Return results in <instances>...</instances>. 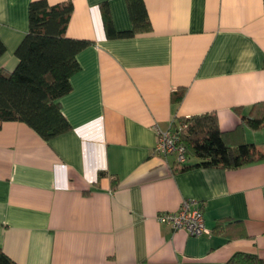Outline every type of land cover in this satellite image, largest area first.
Returning a JSON list of instances; mask_svg holds the SVG:
<instances>
[{
	"label": "crops",
	"instance_id": "crops-1",
	"mask_svg": "<svg viewBox=\"0 0 264 264\" xmlns=\"http://www.w3.org/2000/svg\"><path fill=\"white\" fill-rule=\"evenodd\" d=\"M33 0H0V69L12 71ZM71 1L66 36L87 39L71 90L70 128L48 140L22 121L0 124V247L17 264H223L264 258V159L234 169H180L154 151L156 127L216 114L222 131L264 152V126L244 120L264 100V0H143L151 29L126 0ZM180 100L174 98L180 91ZM196 159L189 158L188 163ZM209 230L191 236L157 220L182 201Z\"/></svg>",
	"mask_w": 264,
	"mask_h": 264
},
{
	"label": "trees",
	"instance_id": "trees-1",
	"mask_svg": "<svg viewBox=\"0 0 264 264\" xmlns=\"http://www.w3.org/2000/svg\"><path fill=\"white\" fill-rule=\"evenodd\" d=\"M126 2L132 26L120 31L113 26L107 3L100 4L106 35L110 38L130 37L151 29L143 0ZM72 11L71 1L29 3L28 31L15 49L17 64L12 71L0 69V124L22 121L45 140L70 128L59 99L71 90L70 77L80 68L77 54L90 44L87 39L66 36ZM4 51L0 39V56ZM182 95L183 90L174 98L180 100ZM244 120L253 129L264 126V100L253 104ZM172 126L178 130V143L185 148V161H177L181 170L194 166L234 169L264 159V152L258 151L253 143L237 139V144L231 145L235 134L222 131L213 112L179 117ZM189 158L196 160L188 163ZM0 264L17 263L0 247ZM223 264H264V258L236 252Z\"/></svg>",
	"mask_w": 264,
	"mask_h": 264
},
{
	"label": "built area",
	"instance_id": "built-area-1",
	"mask_svg": "<svg viewBox=\"0 0 264 264\" xmlns=\"http://www.w3.org/2000/svg\"><path fill=\"white\" fill-rule=\"evenodd\" d=\"M155 153L167 156L174 154L178 162L185 161V148L178 143V130L173 126L168 129L156 127ZM160 223L166 224L173 230H184L191 236H199L209 230L204 223V217L200 208H191L188 200L182 201L179 209L173 212H162L157 215Z\"/></svg>",
	"mask_w": 264,
	"mask_h": 264
}]
</instances>
